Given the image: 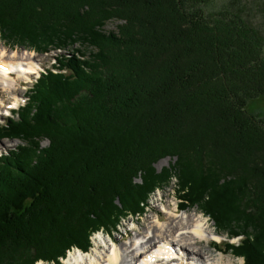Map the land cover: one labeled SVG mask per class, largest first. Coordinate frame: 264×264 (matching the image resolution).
<instances>
[{
	"label": "trees",
	"instance_id": "obj_1",
	"mask_svg": "<svg viewBox=\"0 0 264 264\" xmlns=\"http://www.w3.org/2000/svg\"><path fill=\"white\" fill-rule=\"evenodd\" d=\"M214 1L0 0L6 44L64 51L0 124L25 143L0 156V264L88 253L173 178L224 252L264 264V33Z\"/></svg>",
	"mask_w": 264,
	"mask_h": 264
},
{
	"label": "bare ground",
	"instance_id": "obj_2",
	"mask_svg": "<svg viewBox=\"0 0 264 264\" xmlns=\"http://www.w3.org/2000/svg\"><path fill=\"white\" fill-rule=\"evenodd\" d=\"M35 57L36 54L32 52L23 55L14 52L11 55L0 48V88L6 92L15 91L16 80H6L15 76V67L19 68L16 72L21 74L20 82L38 74L41 68L38 64L36 66ZM158 200H162V197ZM162 207L166 221H162L160 215L153 218L148 216L141 226L144 232L141 234L138 230L133 241L124 242L119 247L112 238L109 246V242L99 236L92 248L94 253L74 249L65 258V264H234L230 257H218L213 250H207V244L210 249L217 246L214 239L218 240L219 237L203 216L195 212L181 213L179 206L171 203ZM102 247L104 250H100Z\"/></svg>",
	"mask_w": 264,
	"mask_h": 264
},
{
	"label": "rangeland",
	"instance_id": "obj_3",
	"mask_svg": "<svg viewBox=\"0 0 264 264\" xmlns=\"http://www.w3.org/2000/svg\"><path fill=\"white\" fill-rule=\"evenodd\" d=\"M231 0H215L212 2L209 6L205 7L206 13L210 10H218L226 7ZM239 8L243 9V12L247 18H249L257 28L261 30L262 33H264V0H240ZM122 24V21L118 20H112L107 23V25L102 29L105 32H111V31H118L119 25ZM3 46V47H2ZM0 48H4L6 51H8L11 55L15 53L18 54H26L27 52H32V54H36L35 62L36 66L37 64L41 68V71L33 76H30L28 80H22L21 82L18 81L20 73H17L16 70H18V67H15V76L13 75L11 78L6 80H16V87H14L15 91H8L6 92L5 89L0 88V124H4L8 117H12V110L18 109L20 106L22 107L25 102L27 101V92L32 87L33 84H35V81L41 74V72L53 68V65L56 63V58L59 54L62 53L59 50L51 49L48 53H37V51L30 49L26 46H9L6 44L3 40L0 39ZM73 48H81V45L75 44V46L70 47L69 51L72 52ZM83 51H87L88 49H82ZM11 51V52H10ZM34 65V61L32 62ZM9 83V82H8ZM6 83V85L8 84ZM10 84V83H9ZM17 103V104H16ZM17 105V106H15ZM12 107V109H10ZM252 110H255L256 113L260 115L261 118L264 119V101L263 102H255L251 106ZM13 118V117H12ZM21 140L18 139H3L0 141V155L5 153L6 151H9L11 149L17 148L19 145H24ZM49 144L48 140L43 141L42 145L47 146ZM7 153V152H6ZM176 159H171L170 157L164 158L160 160L156 164V168L158 171H161L163 168H169L171 165L175 163ZM140 182V179L137 180ZM177 179L173 178V180L170 182L169 185L165 186L162 190L157 191L151 196L149 207L144 215L142 216H129L125 219H123L117 229H115L111 234H108L107 232H99L93 235L92 237V248L95 247V241L101 236L102 238L106 239L110 244L111 239L113 238L119 247H122L124 242H130L133 241L132 239L137 236V231L139 230V233H143L144 229H141L142 223L145 222V220L149 217H157V215H160L159 217L163 221L166 217L164 216V212L162 209L163 204L171 203L173 206L180 205V200L178 198L179 192L177 191ZM162 197V200H158ZM178 211L181 213L189 212V213H196L197 215L203 216L213 229V232L216 233L219 237L218 240L214 239V243L217 245L219 244L222 248V250L217 251L216 247L210 249L209 245L207 244L208 248L207 250L214 252L215 255L218 257H223L225 259H229L230 257L234 264H244V260L239 257H235L231 253L224 252L225 245L224 243L229 241V238L226 234L227 232H220L216 228V224L213 220H211L207 215H205L200 208H184L181 209L179 207ZM158 213V214H157ZM135 227V228H134ZM220 233H223L225 235H221ZM241 238H234L230 240L232 243H238ZM108 248V246H106ZM92 248L88 253H94L92 252ZM76 249V248H75ZM80 250V249H79ZM100 250H104L102 247ZM74 251L71 250L70 252ZM68 253V256L70 254ZM83 252V251H82ZM87 253V254H88ZM67 256V258H68ZM43 264H54V263H45ZM62 264H65L64 260L62 261Z\"/></svg>",
	"mask_w": 264,
	"mask_h": 264
}]
</instances>
